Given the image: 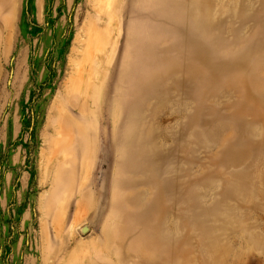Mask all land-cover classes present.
<instances>
[{"label": "rangeland", "instance_id": "obj_1", "mask_svg": "<svg viewBox=\"0 0 264 264\" xmlns=\"http://www.w3.org/2000/svg\"><path fill=\"white\" fill-rule=\"evenodd\" d=\"M0 264H264V0H0Z\"/></svg>", "mask_w": 264, "mask_h": 264}, {"label": "water", "instance_id": "obj_2", "mask_svg": "<svg viewBox=\"0 0 264 264\" xmlns=\"http://www.w3.org/2000/svg\"><path fill=\"white\" fill-rule=\"evenodd\" d=\"M91 225H92V222L82 225L81 227H79V233L82 235L88 233V231L91 228Z\"/></svg>", "mask_w": 264, "mask_h": 264}, {"label": "bare ground", "instance_id": "obj_3", "mask_svg": "<svg viewBox=\"0 0 264 264\" xmlns=\"http://www.w3.org/2000/svg\"><path fill=\"white\" fill-rule=\"evenodd\" d=\"M198 53L194 54V55H197ZM85 116V115H84Z\"/></svg>", "mask_w": 264, "mask_h": 264}]
</instances>
